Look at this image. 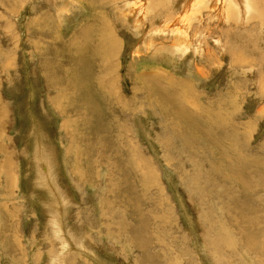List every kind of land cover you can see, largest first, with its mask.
I'll use <instances>...</instances> for the list:
<instances>
[{
  "label": "bare ground",
  "instance_id": "6f19581e",
  "mask_svg": "<svg viewBox=\"0 0 264 264\" xmlns=\"http://www.w3.org/2000/svg\"><path fill=\"white\" fill-rule=\"evenodd\" d=\"M12 1L16 0H7L5 3ZM68 1V6L62 7L58 3L60 7L55 6L56 13L53 12V7L52 11L45 10L30 19L23 34L26 42L21 38L18 45L24 47L29 63L35 65V76L43 81L47 106L45 109L58 117L69 116L71 121L66 125L65 131L78 148L66 149L67 155L74 156L72 162L61 158L55 149L47 150L49 136L42 126L38 127L32 113L35 131L33 139L36 140L33 147L38 148L33 154L34 182L38 181L41 193H37L38 189L37 192L30 191L29 196H44L48 201L47 206L56 213V224L63 230L65 226H71L70 231L75 233L73 228L83 232L89 228L97 235L95 237L89 233L91 240L106 239L113 245L114 241L121 242L123 237H129L131 245L122 252L126 256L127 251L136 252L135 264H172L174 253L170 242L175 240L172 235L176 224L172 225L174 209L169 202L167 188L161 182L162 176L156 167V159L146 149L138 146L140 139L136 125L134 127L135 123L148 127L150 124L149 128L146 126L141 129L152 145L159 148L158 164L162 165L160 162H163L175 170L203 207L200 221L209 235V243L219 251L227 243L231 249L248 253L254 259L253 264H264V141L255 147L252 145V132L257 119L255 116H264V107L258 109L249 120H238L242 114L240 103L236 104L240 99L239 90L234 91V87L229 86L226 92L221 91L216 96L203 90L205 85L199 83L206 80L208 67L216 64L215 57L204 48L200 55L202 59L192 63L189 77L176 75L174 72H180L179 66L182 65L173 66L172 62L154 73H148L144 68L135 71L131 67L129 73L134 85L133 94L130 98L124 96L120 89L117 90L121 42L115 28L103 17L104 13L99 12L103 10L95 5H103L108 0H84L93 2L85 6V17H80L77 27L61 39L60 27L53 20L57 17L65 22V14L69 15L72 12L69 10L75 8L70 7L72 3ZM159 1L153 0L157 2V6L165 7V12L168 13V7L162 5L164 0L161 1L162 4ZM207 1L217 4L216 7L209 8L215 13L219 5L225 8H222L225 11L223 10L221 18L227 24L237 21L242 28V17L249 11H254L258 20L264 23V0H252V5L245 10L242 9L240 0ZM202 2L200 0L192 5L191 7L197 8L196 11H192L194 13L191 12L179 24L166 26V19L156 21L151 5L144 6V2L136 0L129 5L130 14L133 15L131 26L139 32L141 26L148 25V20L153 18L151 23H160L157 34L170 33L178 50L175 52H179L181 58L193 53L197 55L199 47L196 48L193 43L197 42V35H204L206 30ZM52 3L54 4L53 1ZM246 3L247 0L243 4ZM186 9L187 7L183 9L184 12ZM5 21L0 17V22L6 24ZM7 34L15 36L10 32ZM8 43V48L0 47V71L13 84L15 80L13 81L12 73L17 72V59L3 50L14 51L16 47L10 41ZM241 45L244 47L237 49L236 65L256 66V59L247 57L249 50L246 44ZM225 48L230 62L229 49L226 45ZM230 67L233 68L231 62ZM33 70L32 66L25 70L26 73L28 71V83L32 79ZM263 73L264 70H257L253 76L254 84L258 87L254 96L258 98L264 97ZM3 87L9 86L3 85L0 74V223L3 226L0 227V254L5 253L11 259L14 250L15 255L22 250L16 245L15 240L19 236L13 233L12 229L15 227L11 229L9 223L4 226L6 220H14L18 211L19 202L15 200L19 182L15 149H8L4 145H12L15 138L9 136L5 126L9 124L12 130L13 122H9V108L3 95ZM243 94L244 92L241 95ZM252 101L260 105L257 100ZM60 135L61 128L59 137ZM31 146V143L26 145L22 153H30ZM60 171L78 190L88 189V185L98 187L100 196L95 205L99 212L93 209V202L83 209L72 204L65 187L59 185ZM99 182L101 185H98ZM24 202L28 204L27 201ZM74 212L76 215H73ZM62 213L64 217L57 219ZM98 215L99 219H92ZM72 235L74 238L73 233ZM67 242L64 237V243ZM150 249H156V252ZM17 260L23 261L24 257ZM244 263L250 264L246 261Z\"/></svg>",
  "mask_w": 264,
  "mask_h": 264
},
{
  "label": "rangeland",
  "instance_id": "374dc122",
  "mask_svg": "<svg viewBox=\"0 0 264 264\" xmlns=\"http://www.w3.org/2000/svg\"><path fill=\"white\" fill-rule=\"evenodd\" d=\"M6 1L7 0H4L3 2V0H0V17L6 20V24L0 22V47L3 49L4 47L8 48V41L16 47L14 51L3 50V52H9L10 56L17 59L15 66H18L20 72L17 69V72H13L14 74L12 73V78L13 81L15 80V83L13 82V84H10L8 78L3 75L2 71H0L3 85L9 86L3 87V95L8 103L10 114L9 122H13L12 130L9 128V124L5 126L9 136H12L13 139L15 138L12 145H10V143H5L4 145L8 149H15L16 152L15 164L19 182V192L16 194L17 199L15 201L17 203L19 202V204L18 211H16L18 217L16 215L13 217L15 222L14 220L11 221L12 218H10V220L5 221L6 223L4 222V227H6L8 223L11 229L15 227V229H12L14 231L13 233H16V235L19 236L15 240L16 245L19 247V250L21 249L22 251L15 255L14 252L16 250H14L11 253V259H9L5 253H1L0 264H135L134 259L137 256L136 252L127 251V256L123 255L122 252L128 249L131 245L129 237H123L121 242L114 241L113 245L108 243L106 239H102L101 241L91 240L89 238V233H92V230H88L89 228L85 229V233L81 229L77 231L78 229L76 230L73 228L75 231L74 233L70 231L71 226L70 228L69 226H67V228L65 226L63 230L56 224V213L53 208L50 209L47 206L46 202L48 203V201L44 196H40L39 194L35 198L29 196L31 192H37L38 189L39 191L37 193H41L38 181L34 182L35 175L33 169L35 168V160L33 154L36 153V150L38 151V148L33 147V143H36V140L33 139L35 131H33L34 127L32 123L34 118L32 113L35 116V120L38 122V127L40 128L42 126L45 134L49 136L47 150L55 149L60 153L61 158L68 159L72 162L74 156L73 154L67 155L66 149L69 147H74L75 149L78 148L65 131L66 125H69L68 122L71 121L69 116L58 117L53 111V113L51 112L52 114H50L45 109L47 106H45L46 96L44 93L43 81L35 76V65L29 63L28 56L24 53V51L26 52L24 47L22 45L21 47H18V45L21 38H24L23 42H26V38L23 34L26 29L25 26L30 19L35 18V16L41 14L45 10L50 9L52 11L55 6H68L66 3L68 0H16L15 2L12 1L10 3H5ZM141 1L144 2V6L151 5V11L156 16V21L166 19V22H168L166 26H170L172 24H179L180 21L187 18L188 15L194 13L197 8L191 6L200 0H188L189 3L187 0H160L159 4L163 3L162 5L168 7V13L165 12V7L162 8L157 6V2H153V0ZM161 1L163 2L161 3ZM244 1L245 0H240L242 3V9H249V6L252 5V0H247L246 4H243ZM135 2L136 0H108L107 3L103 5L95 3L96 6H99L103 10H99V12L104 13L103 17L107 20L110 26L115 28V32H117L118 39L121 42V50L118 58L120 70L117 90L120 89L124 96L130 98L133 94L134 85L131 82L129 73L131 67L135 71H141L144 68L148 73H154L172 62L173 66L178 64L182 65L179 66L180 72H174L176 75L189 77L192 73V63L202 59L200 55L201 50L204 48L206 52L209 50L215 57L216 64L212 67H208L205 73L207 75L206 80H201L199 83L205 85L203 90L216 96L221 91L222 93L226 92V90L229 89V86H233L234 91L237 89V92L240 91L241 94L244 92L243 96L240 94V99L236 102V104L240 103L239 106L242 110V114L239 115L241 117H239L238 120H249L256 114L258 109L264 107V97L258 98L256 95L254 96L258 90L257 85L254 84L255 81H253L254 73L257 72V70H264V23L258 20L254 11H249L247 15L242 17L244 26L241 28L237 24V21H234V24L232 23L231 25L227 24V22H222L223 18L221 17L223 10L225 9L223 6L220 7L219 5L218 11L215 13L209 8H214L217 4L213 1L203 0L201 9H203L205 15V36L203 33L198 34L197 42L195 44L193 43L196 48L199 47L197 55L192 52L193 54L190 56L187 55L181 58L178 55L179 52H175L178 50L175 48V41L173 42L171 39V34H157V31L160 30V23H151L150 21H153V18L148 20V25H142L139 32L136 31L135 27L131 26L133 24V15L130 14L131 8L129 5ZM68 3H72L70 4V7L73 6L75 8L74 10H69L72 11L69 15L65 14L67 17L65 22L60 21L57 17L56 20H53V23L57 27H60L59 35L61 39L67 37L69 31L74 29V27H77L80 17H85L86 15L85 6L93 2L69 0ZM186 7L187 9L184 12L183 9ZM54 11L56 13V7L53 12ZM211 19H214V21ZM249 19L250 21H248ZM229 26H232L231 29H229ZM145 31L147 32L146 34ZM8 32L15 36H8ZM242 43L246 44V48L249 50L247 57L256 59V66L249 65L244 67L236 65L235 58L238 55L237 49L239 50L240 47H244L241 45ZM200 45L202 47H200ZM225 45L229 49L230 62L232 63L233 68L230 67ZM194 57H196V59ZM31 66L34 70L31 72L32 79L28 83V71L26 73L25 70H27V67L29 70ZM219 66L221 67L219 68ZM211 68H213L214 71ZM217 72L220 73L218 74ZM262 76H264V73ZM252 100H257L260 105ZM30 108H32L31 111ZM53 115H55V117H52ZM1 116L2 114H0V118ZM255 117L257 118L256 125H254L252 132V145L254 147L257 146L258 143L264 141V116ZM135 125L137 135L140 139L138 146L146 149L156 159V167L159 169L162 176L161 182L164 187L167 188V190L164 189L167 191L169 202L174 209V213H172V225L175 222L176 224L172 231V235L175 237V240L170 242L171 249L175 254H173L174 261L172 264H246L244 263L245 261L253 264L254 259L243 250L231 249V246L225 243L222 245L221 251H219L209 243V235L200 221L203 212L201 203L194 197V195H192L193 193L188 186H186L184 181H182L176 174L175 170L164 165L163 162H160L162 165L158 164L157 156H160L159 148L157 145H152L148 138H146L147 135L141 129L147 125L139 126V123H135L134 127ZM148 125L150 127V124ZM60 128L61 135L59 137ZM29 143L32 144L30 153L24 155L22 150ZM46 162L48 163L47 159ZM60 174V176H58L60 177L59 185L63 186V188L65 187L64 189L68 192L69 198L72 199V204H74V206H80L79 208L81 209L88 208L93 202V209L99 212L95 203L99 199L100 191L96 185H88V189L85 188L81 191L70 184L67 176L62 171H60ZM98 185H101V182H99ZM18 197L20 199H18ZM43 198L46 201H44ZM20 200L22 201L20 202ZM23 200L27 201L28 204ZM42 211H44V213ZM46 211L51 214H47ZM72 211L73 208H71V212ZM62 214L63 215L60 214V217L58 216L57 219L63 218L64 213ZM73 215H76V212H74ZM92 219H99V215ZM0 227H3L1 223ZM72 233L74 234V238ZM92 235L97 237L95 232L94 234L92 233ZM13 237L14 236L12 235V238ZM64 237L68 240L67 243H64ZM83 245H85V248ZM120 246L123 247V250ZM64 247L67 248L63 250ZM154 250L156 252V249ZM90 252L92 253V256ZM21 253H23V255ZM22 257H24V260L19 262L17 259Z\"/></svg>",
  "mask_w": 264,
  "mask_h": 264
}]
</instances>
